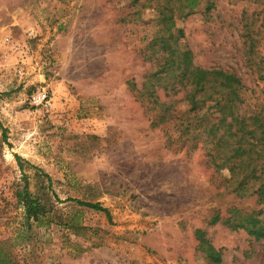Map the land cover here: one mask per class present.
Masks as SVG:
<instances>
[{"label":"rangeland","instance_id":"rangeland-1","mask_svg":"<svg viewBox=\"0 0 264 264\" xmlns=\"http://www.w3.org/2000/svg\"><path fill=\"white\" fill-rule=\"evenodd\" d=\"M146 4L0 0V242L12 264H214L196 249L197 229L221 264H264V239L209 224L255 203L232 194L208 142L181 135L208 123L184 116L182 93L159 89L177 118L151 126L157 112L141 87L155 70L145 57L158 26ZM174 34L194 66L239 78L241 113L264 108V0L200 6L175 20ZM39 88L54 95L49 113L29 105ZM25 179L51 210L43 226L29 229L14 198ZM70 199L99 203L109 216Z\"/></svg>","mask_w":264,"mask_h":264},{"label":"trees","instance_id":"trees-1","mask_svg":"<svg viewBox=\"0 0 264 264\" xmlns=\"http://www.w3.org/2000/svg\"><path fill=\"white\" fill-rule=\"evenodd\" d=\"M147 2L146 7L154 9L157 23L155 36L149 42V54L145 60L153 62L155 70L144 76L141 90L153 105L157 116L151 126L156 127L177 118L175 102H160L157 91L162 89L167 97L179 93L187 104L185 115L189 120H197L206 126L196 131L192 123L184 127L181 135L190 142H208L219 157L217 171L226 169L231 192L240 200L253 198L255 208L244 210L230 206L226 216L219 212L209 221L210 225L221 224L231 231H244L255 241L264 239V108L251 115L241 113L243 85L239 78L222 69H203L193 65L192 53L181 47L179 37L174 34L175 20L193 15L200 6L205 12L215 7L216 0H133V4ZM260 79L264 76L260 75ZM134 89L133 84H129ZM194 142V143H196ZM23 168L21 159L16 156ZM46 177L50 185V178ZM47 197V196H46ZM14 198L23 209L24 223L30 229L32 224L43 226L49 223L51 210L41 200L29 192L27 180L17 189ZM82 207L100 211L109 216L99 203L80 200ZM77 228L75 225H70ZM196 249L221 264L219 250L213 248L201 229L194 231ZM0 264H12L8 252L0 242Z\"/></svg>","mask_w":264,"mask_h":264},{"label":"built area","instance_id":"built-area-1","mask_svg":"<svg viewBox=\"0 0 264 264\" xmlns=\"http://www.w3.org/2000/svg\"><path fill=\"white\" fill-rule=\"evenodd\" d=\"M29 35H32V33ZM5 41H8V39L5 38ZM53 103L54 95L50 89L47 88H39L35 90L29 97V105L35 112L38 113H49L52 110ZM5 192V188L0 186V203Z\"/></svg>","mask_w":264,"mask_h":264}]
</instances>
